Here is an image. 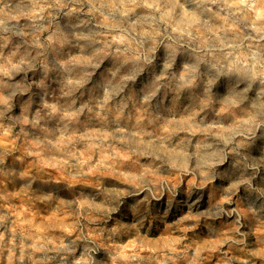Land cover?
Segmentation results:
<instances>
[{
    "label": "clouds",
    "instance_id": "9594fccd",
    "mask_svg": "<svg viewBox=\"0 0 264 264\" xmlns=\"http://www.w3.org/2000/svg\"><path fill=\"white\" fill-rule=\"evenodd\" d=\"M264 264V0H0V264Z\"/></svg>",
    "mask_w": 264,
    "mask_h": 264
},
{
    "label": "rangeland",
    "instance_id": "374dc122",
    "mask_svg": "<svg viewBox=\"0 0 264 264\" xmlns=\"http://www.w3.org/2000/svg\"><path fill=\"white\" fill-rule=\"evenodd\" d=\"M214 264H215V262H214Z\"/></svg>",
    "mask_w": 264,
    "mask_h": 264
}]
</instances>
